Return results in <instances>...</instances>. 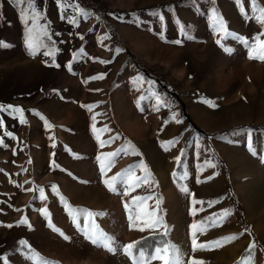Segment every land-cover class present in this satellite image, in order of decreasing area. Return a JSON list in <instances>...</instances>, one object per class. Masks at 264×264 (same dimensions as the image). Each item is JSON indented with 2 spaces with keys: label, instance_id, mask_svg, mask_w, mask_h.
Listing matches in <instances>:
<instances>
[{
  "label": "rangeland",
  "instance_id": "rangeland-1",
  "mask_svg": "<svg viewBox=\"0 0 264 264\" xmlns=\"http://www.w3.org/2000/svg\"><path fill=\"white\" fill-rule=\"evenodd\" d=\"M261 9L264 0H0V41L9 45L0 47V264H133L122 246L159 232L183 264H239L242 257L264 264V198L246 208L233 191L251 173L258 176L251 186L264 185V131L237 128L264 125V61L250 58L256 37L264 41ZM213 10L233 35L214 29ZM179 145L187 158L176 181L190 179L192 169L195 175V165L201 169L190 182L220 172L227 199L223 192L190 198L188 188L167 201L158 164L145 152L156 151L163 163ZM126 170L133 179L125 175L110 191L104 180ZM145 176L149 182L131 190ZM135 197L146 198L140 208ZM153 210L164 227L139 230ZM225 210L218 226L197 232V243L238 239L193 251L191 226ZM93 222L114 238L115 252L88 238Z\"/></svg>",
  "mask_w": 264,
  "mask_h": 264
},
{
  "label": "snow or ice",
  "instance_id": "snow-or-ice-1",
  "mask_svg": "<svg viewBox=\"0 0 264 264\" xmlns=\"http://www.w3.org/2000/svg\"><path fill=\"white\" fill-rule=\"evenodd\" d=\"M237 2L239 3V0H237ZM253 4H255V0H253ZM61 7H63V5H61ZM83 10H81L82 12ZM261 16L258 17V19L260 20V22L262 24H264V9H261ZM72 23H76V21L73 19L71 21ZM213 27L215 30L217 31H222L224 32L226 35H233L230 32H227L226 29V25L223 21L222 18L218 17L215 10H213ZM31 31V30H29ZM181 32L184 35H187L186 32H184V28L183 26H181ZM256 40L259 42L258 45L257 44H252L250 45L251 48V52L254 55H250V58L253 59H259L264 61V41L260 40V37L257 36ZM181 41L177 40L175 41V43L179 44ZM217 43H220V41L218 40ZM9 45L5 44L4 42L0 41V47H8ZM27 47L31 50V54H35V46L33 43V40L31 38V35L28 36L27 38ZM53 52H49L46 51L44 53L45 56H49V55H53ZM103 63H107L105 61H102ZM95 78V77H94ZM102 78V77H100ZM206 103H209L208 101H205ZM8 108H12L11 105L7 106ZM84 107H88L89 110H91L90 106L85 105ZM0 110H5V106L0 105ZM15 112H19L22 113V109L16 108L13 109ZM173 119H175V116L173 117ZM93 120H95V117H93ZM23 117L21 115V123H23ZM179 122V121H178ZM47 123V122H46ZM0 125H2V121H0ZM49 128L51 127L50 124L47 125ZM93 130L95 131V124H93ZM8 135H11V133H7ZM2 142V141H0ZM103 141L101 142V145L103 146ZM172 143V142H169ZM124 149L118 150V151H123ZM116 155H118L117 153H109L108 156L109 157H115ZM179 160V158H177ZM108 167H110V164L108 165ZM145 167V171H147L146 166ZM105 168L106 166L102 163L101 164V172L105 173ZM125 175H127L128 179L131 180L133 179L131 172L127 171L124 173H118L116 176L111 177L110 179H106L104 180L105 185L109 188L110 191H115V182L119 179H121L122 177H124ZM175 176V173L173 174ZM136 182L133 183L130 187L131 190H134L135 187L139 186L142 183H148L149 182V177L145 176L143 178H135ZM53 190L56 191L55 187H53ZM185 191H187V189H185ZM40 198L44 199V194H43V190H41L40 193ZM61 199H63V197H61ZM146 201V198L143 197H135L132 200V204L135 205L137 208H140L143 203ZM194 203H204L202 201H194ZM211 203V202H209ZM159 206V201H157V208ZM125 207L128 208L129 205L125 204ZM77 211H83L84 214L86 215L87 218L89 219H93L96 215H100L99 213H93L89 210H77ZM46 217H49V213L47 212V210H44L43 213ZM230 212L228 210H225L223 213H220L218 215H214L212 217H209V223L206 225L204 224V222H200L199 224L194 223L191 228H192V250L193 251H197V250H210L212 248H216V247H222L224 242H231L234 239H238V237H225L222 238V240H215V241H210L206 244H198L197 243V232H205L207 231L208 227H212V226H218L224 217H226L227 215H229ZM147 216V221L145 223L144 227H141L139 230L144 231L145 228L148 229H156L158 227H164L163 225V221L157 216V211L153 210L151 212L146 213ZM135 219H140V215L137 214ZM129 220L133 221L132 223V227H136L137 225L135 224L134 218H133V214L129 213ZM24 223H27V220L25 218V220L23 221ZM30 226V225H29ZM49 226L50 227H54L53 225H51V221L49 220ZM79 227V225H77ZM57 231H59L58 229H55ZM67 238V237H66ZM88 238L92 241V243L94 244H98L100 246H103L104 248H106L108 251L110 252H115V248L113 247V244L115 243L114 238L108 236L106 233H104L102 230H100L98 228V226H96L93 222V224L90 227V235L88 236ZM21 245H26L27 242L21 240L19 242ZM139 242H132L129 243L127 245L122 246L123 252L128 255L129 257L132 258L133 260V264H150L151 261H155V260H159L162 262V264H183L181 258L179 255L176 254L177 250L175 249V246L168 244V243H164L161 246H157L155 247L150 253H146L144 249H137V244ZM255 248V243L253 242L248 251L251 252L252 249ZM134 250L138 251V256L136 255V252H134ZM6 259V258H4ZM43 262V264H59V262L57 261H49L43 258H40ZM248 257H242L241 261L239 262V264H247L248 261ZM191 264H203V262L201 261H197L194 258L191 260Z\"/></svg>",
  "mask_w": 264,
  "mask_h": 264
},
{
  "label": "crops",
  "instance_id": "crops-1",
  "mask_svg": "<svg viewBox=\"0 0 264 264\" xmlns=\"http://www.w3.org/2000/svg\"><path fill=\"white\" fill-rule=\"evenodd\" d=\"M118 96L119 95L115 96V100L118 98ZM116 103H118V102H116ZM131 106L134 107L133 108L134 110H135V107H137L136 103L131 105ZM114 108H115V111L117 110V112L119 113V109H117L115 106H114ZM135 114H136V117L138 118L137 112ZM154 119H156V127H153V128L157 129L160 126V119H161L160 113H158V115L155 116ZM142 124L145 126V128L146 127L148 128V125L146 123H142ZM245 129H253V128H245ZM127 132L129 133L130 131L127 129ZM215 134H218V133H214V135ZM208 136H209V134H205L206 139ZM179 137H175V139L178 140ZM132 141L134 144L139 145V148L143 149V147H141L140 143L137 140L132 139ZM156 143L157 144H154L155 148H158L160 150L161 149V147L159 145L160 140L158 139V141H156ZM180 148H181L180 145L174 146L173 151H171L170 153H165V155H163L164 159H165L163 163H160L159 160H157V158H156L157 152L156 151L155 152L150 151L148 153L145 152V154L147 155V160L149 162H151V163L153 162V165L158 164L157 168H155V169H159V172H160L159 174L161 175V178L163 179V181L161 182V185L165 189L164 194H165L167 201H170V202L176 201L178 198V195L180 197L181 190H185L188 188L190 189V198L193 195L196 197L208 199V198L213 197L214 195H217L218 193L223 192L219 196L220 197L225 196L224 199H227V195L224 193L226 188L221 183L223 175H221L220 172L212 174L211 175L212 177H210L207 180H203V181L198 182V180H196V177H195L190 182V179L198 174V169H201L200 167L195 165V168L197 169L194 171L195 175H192L193 174V172H192L193 169H192L190 179L187 178V181L185 180L184 183H180L179 179L177 177L178 182L176 181L175 176L173 174L176 173V169H184V163H185L186 158H187V156L185 154H183L181 157V154H180L181 149ZM162 154H164V153H162ZM199 155H200V153H199ZM177 158H179V160ZM194 162H197L196 156H195ZM126 164L127 163L125 162L120 167L123 168L124 166H126ZM160 169H164V171L161 172ZM214 169H216V168H214ZM246 174H248V173H246ZM250 176L251 177H248V179H250V181H248V184H245L243 186H240L238 188L236 187L233 189V191L235 192L234 195L236 194L237 197L241 196L239 199L244 202L243 206H245L246 208H248V207L253 208V203H255L258 200L259 201L262 200L261 197L264 198V194L262 193V189H263L264 185L262 184V185H257V186L256 185L251 186V185L256 184L255 180L258 179V176L256 173H254V174L251 173ZM252 192H253L252 196L256 198L255 201L250 200L251 199L250 196H251ZM215 197H217V196H215ZM220 197H217V198H220ZM146 236H149V234L145 235L141 238H144ZM141 238H139V239H141ZM245 254L246 253L243 252L242 256H244Z\"/></svg>",
  "mask_w": 264,
  "mask_h": 264
},
{
  "label": "trees",
  "instance_id": "trees-1",
  "mask_svg": "<svg viewBox=\"0 0 264 264\" xmlns=\"http://www.w3.org/2000/svg\"><path fill=\"white\" fill-rule=\"evenodd\" d=\"M185 115H186V113H185ZM193 125H194L193 127L197 129V126L195 124H193ZM237 128H253V129H259V130L264 131V125H260V124H255V125L242 124V125L237 126ZM205 134H208V133H205ZM164 236L165 235L163 232L150 234L149 236H146V237L137 241V242H139L137 244V249L142 248L148 252H151L156 247V245L158 246V245H162V244L166 243Z\"/></svg>",
  "mask_w": 264,
  "mask_h": 264
}]
</instances>
